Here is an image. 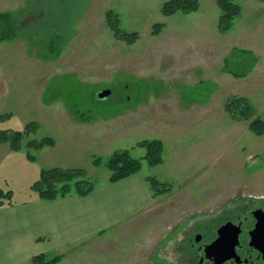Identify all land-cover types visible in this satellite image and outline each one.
Segmentation results:
<instances>
[{
    "label": "rangeland",
    "instance_id": "obj_1",
    "mask_svg": "<svg viewBox=\"0 0 264 264\" xmlns=\"http://www.w3.org/2000/svg\"><path fill=\"white\" fill-rule=\"evenodd\" d=\"M54 1L60 0H0V12L26 15L43 4L58 7ZM61 1L62 10L70 13L72 34L57 58L44 60L46 36L28 29L0 41V66L8 80L1 113L7 116L0 129L23 130L34 121L36 130L25 144L32 138L55 140L53 146L19 151L0 142V187L13 191L12 202L30 195L40 198L32 184L44 168L55 166L85 168L99 184L109 180L111 171L105 163L96 165L97 158L105 162L124 148L143 158L146 149L137 143L165 136L168 149L159 172L161 177L171 174V192L155 196L154 207L130 223L74 243L64 252L38 254L48 259L63 254L56 264H196L197 254L190 252L196 232L215 229L221 220L255 208L264 211V134L254 133L250 120L235 119L226 108L224 120L213 112H223L227 99L239 95L253 104V117L264 119V0H235L242 12L228 33L218 29L217 0H199V10L171 16L161 11L166 0ZM110 9L119 14L124 30L139 33L136 41L116 37L107 20ZM156 22L165 23L159 34L152 33ZM51 43L56 49L60 38ZM232 45L251 51L256 60L251 74H230L232 79L225 81L219 59L222 49L229 51ZM250 56L238 53L234 61L240 62L233 68L248 67ZM104 89L111 94L101 99L98 94ZM194 103L211 107V123L204 121L202 131L178 133L171 126L173 113ZM214 117L220 122H213ZM194 137L201 140L193 144ZM188 141L196 159L197 148L208 145L209 161L179 163L170 148ZM214 148L219 152L213 155ZM35 255L17 264H36Z\"/></svg>",
    "mask_w": 264,
    "mask_h": 264
},
{
    "label": "crops",
    "instance_id": "obj_2",
    "mask_svg": "<svg viewBox=\"0 0 264 264\" xmlns=\"http://www.w3.org/2000/svg\"><path fill=\"white\" fill-rule=\"evenodd\" d=\"M235 46L238 45H232L229 51L224 47L221 53L222 57L219 59L220 66L225 73L223 76L225 81L226 77L229 80L232 79L231 75L234 76L230 72L226 73L225 60ZM234 81L236 82V80ZM7 90V76L0 66V114L4 111L3 100L8 93ZM224 105L225 103L222 106L223 112L213 111L217 112L221 120H224L226 115ZM211 112L209 105L205 106L198 103L187 108H178L176 113H173L175 119H173L174 124L171 126L178 133L184 135L195 129L202 131L204 121L207 124L211 123L209 117ZM216 120L218 119L215 117L212 119L213 122ZM219 122L218 120L217 123ZM199 137L201 138V136ZM200 138H196L195 141L194 137L193 144L197 143ZM165 139L164 136L162 139L164 156L168 149ZM193 144L188 141L182 147L173 145L170 148L172 156L183 164L186 163L187 159L189 162H208L210 157L209 146L202 145V147L197 148L200 158L196 159L194 157L197 153H195L196 150L194 151ZM200 151L203 152L200 153ZM217 152H219V148L212 150L213 155ZM147 164V161L144 160L142 169L129 177L116 182L107 179L97 184L96 188L84 197L74 193L54 200H45L30 195L26 201H17L13 204L0 206V264H17L22 258L29 259L41 252L48 254L64 252L74 243L108 229L130 223L134 217L150 211L156 204L155 198L157 196H153L147 176L155 175L160 180L169 182H173L174 179L169 177L171 174L161 177L159 165L150 166L148 170H145Z\"/></svg>",
    "mask_w": 264,
    "mask_h": 264
},
{
    "label": "trees",
    "instance_id": "obj_3",
    "mask_svg": "<svg viewBox=\"0 0 264 264\" xmlns=\"http://www.w3.org/2000/svg\"><path fill=\"white\" fill-rule=\"evenodd\" d=\"M55 2V1H54ZM63 1H56L58 7L42 5L34 12L28 14L17 11L0 12V41L12 40L19 36L23 31L29 30L31 33L39 36L45 35L47 40L42 45V58L44 60L57 58L62 49L61 46L67 44L71 39V23L70 13L64 12L62 8ZM221 10L218 21V29L221 33L228 32L235 24V20L240 16L242 7L235 0H217ZM65 5H68L65 3ZM200 8L199 0H166L161 7V11L165 16H171L177 12L190 13L197 11ZM107 20L110 27L117 38L133 43L139 38V33L136 31L128 32L121 27L119 14L110 9L107 12ZM165 27L164 22H156L152 27L153 34H159ZM60 38V43L56 49H52L51 42L54 38ZM48 53H43V50ZM49 51H55L56 55H51ZM238 53L251 55L248 67L242 70L233 68L239 60L234 61V56ZM252 58V60H251ZM255 56L251 51L241 48H234L231 55L225 60V69L236 77H244L249 74L255 65ZM246 61V60H242ZM238 65V63H237ZM226 110L229 114L238 120H250L249 128L256 134H264V119L254 114L256 110L251 101L246 96L233 95L226 101ZM7 115L0 114V121ZM37 124L33 121L28 123L23 130L12 128L0 129V142L9 143L14 151H19L22 148L27 149H43L46 146L55 145V140L52 137H43L41 139L32 138L28 142H24L28 135L36 130ZM146 149V154L143 158L134 157L131 148H124L114 151L104 162L101 158H97L96 165L105 163L111 171L109 181L116 182L126 177H129L139 172L143 167V159L150 166H156L164 162V142L162 139H144L137 143ZM28 158L35 160V156L28 152ZM153 196L171 192L174 188V183L162 181L155 175L147 176ZM97 186V182L93 181L85 168L71 167L63 168L55 166L44 168L41 171L40 177L32 184V189L38 193V196L46 200H54L59 197H65L71 194H77L81 197L89 195ZM13 191H4L0 187V206L12 204ZM7 201H5V200ZM63 257V254L54 256L48 259L45 254H38L33 257L36 264H56Z\"/></svg>",
    "mask_w": 264,
    "mask_h": 264
},
{
    "label": "water",
    "instance_id": "obj_4",
    "mask_svg": "<svg viewBox=\"0 0 264 264\" xmlns=\"http://www.w3.org/2000/svg\"><path fill=\"white\" fill-rule=\"evenodd\" d=\"M111 94V89H104L99 94V98H105ZM227 224L219 229L218 237L207 248L206 257L212 259L215 264H224L231 259L238 263L242 261L241 256L236 251L237 245L244 246L251 252L254 259L264 260V252H262V243H264V211L257 209L241 218L237 226V236L233 237L234 231L228 232V228L232 225ZM200 239V236H198ZM264 264V263H263Z\"/></svg>",
    "mask_w": 264,
    "mask_h": 264
},
{
    "label": "flooded vegetation",
    "instance_id": "obj_5",
    "mask_svg": "<svg viewBox=\"0 0 264 264\" xmlns=\"http://www.w3.org/2000/svg\"><path fill=\"white\" fill-rule=\"evenodd\" d=\"M257 209H260V208H255L253 211ZM253 211L246 212L243 214H238L235 219H229V218L223 219L221 220L220 224L215 229L210 228V226H208L205 231L196 232L195 236L191 238V240L194 241V243H192V245L190 246V252L192 254H194L193 252L197 254V256H195L196 264H215V262L212 259H209L206 257V254H209L206 251V248L213 241L216 240L219 234V229H221L223 226H226L227 224L229 225L232 224L228 228V232L230 233L231 231H234V235H231V236L232 238L236 237L237 236V233H236L237 226L239 225L241 218L248 215L249 213ZM208 231L210 232V234L208 233ZM198 236H200V239H198ZM191 249H193L194 251L192 252ZM236 251L241 256L242 261L238 263L236 260L231 259L229 261H226L224 264H263L264 263V260L260 261V259L262 258V255L258 259H254L253 256H251V252L248 251L242 245H237ZM262 252H264V243H262Z\"/></svg>",
    "mask_w": 264,
    "mask_h": 264
}]
</instances>
